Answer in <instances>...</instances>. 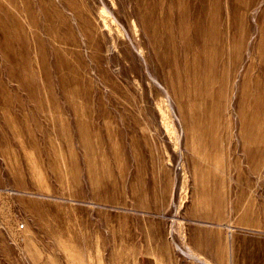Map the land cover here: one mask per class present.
Returning a JSON list of instances; mask_svg holds the SVG:
<instances>
[{
    "label": "rangeland",
    "instance_id": "1",
    "mask_svg": "<svg viewBox=\"0 0 264 264\" xmlns=\"http://www.w3.org/2000/svg\"><path fill=\"white\" fill-rule=\"evenodd\" d=\"M0 264H264V0H0Z\"/></svg>",
    "mask_w": 264,
    "mask_h": 264
},
{
    "label": "bare ground",
    "instance_id": "2",
    "mask_svg": "<svg viewBox=\"0 0 264 264\" xmlns=\"http://www.w3.org/2000/svg\"><path fill=\"white\" fill-rule=\"evenodd\" d=\"M181 1V0H179ZM196 9V12H199V11H202L201 8L198 9V8H195ZM181 13H180V17L181 18H184L185 16V11L184 9H181L180 10ZM194 17V22H193V31H194V34L195 36L198 37V35L200 34L201 31L203 30H206L207 33H208V38L211 40L210 42L212 43L213 42V39H214V35H215V22H214V15L212 12H209L208 13V17L206 19V22H202L200 19L197 18L196 15L193 16ZM159 29H167L168 31V43L170 44L171 43V40H172V35H171V32H170V25H163V24H160L159 25Z\"/></svg>",
    "mask_w": 264,
    "mask_h": 264
}]
</instances>
